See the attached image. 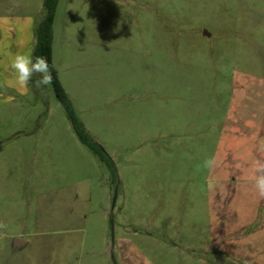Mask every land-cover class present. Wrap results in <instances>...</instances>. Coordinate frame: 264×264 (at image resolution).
Here are the masks:
<instances>
[{
    "label": "rangeland",
    "instance_id": "rangeland-1",
    "mask_svg": "<svg viewBox=\"0 0 264 264\" xmlns=\"http://www.w3.org/2000/svg\"><path fill=\"white\" fill-rule=\"evenodd\" d=\"M4 11L45 15L43 0ZM51 48L117 179L52 86L0 88L15 97L0 100V264H238L244 244L264 262L247 180L264 159V0H58Z\"/></svg>",
    "mask_w": 264,
    "mask_h": 264
},
{
    "label": "clouds",
    "instance_id": "clouds-1",
    "mask_svg": "<svg viewBox=\"0 0 264 264\" xmlns=\"http://www.w3.org/2000/svg\"><path fill=\"white\" fill-rule=\"evenodd\" d=\"M19 19V18H18ZM31 21V17H25ZM10 22L9 17H0V23ZM35 80L37 88H48L52 84V72L48 60L43 56H35L33 50L17 49L0 46V88L12 89L18 95H28L29 84ZM0 100L5 104H10L15 100L12 95L0 94ZM219 166L215 155L207 157L202 167L212 171ZM247 180L251 184L257 197L264 199V159H255L248 171ZM213 185L209 184L211 188ZM5 225L0 223V229Z\"/></svg>",
    "mask_w": 264,
    "mask_h": 264
},
{
    "label": "trees",
    "instance_id": "trees-1",
    "mask_svg": "<svg viewBox=\"0 0 264 264\" xmlns=\"http://www.w3.org/2000/svg\"><path fill=\"white\" fill-rule=\"evenodd\" d=\"M58 5V0H43V9L45 12L43 20L35 28V46L33 53L35 56L46 57L52 72V89L57 100L64 108L72 127L80 139V141L88 147L96 156L106 163L112 172L113 178L117 179V172L114 163L107 158L102 149L91 139L90 135L85 130L82 123L76 117L72 108L71 101L64 91L57 72L52 63V26L55 19V13Z\"/></svg>",
    "mask_w": 264,
    "mask_h": 264
},
{
    "label": "crops",
    "instance_id": "crops-1",
    "mask_svg": "<svg viewBox=\"0 0 264 264\" xmlns=\"http://www.w3.org/2000/svg\"><path fill=\"white\" fill-rule=\"evenodd\" d=\"M0 17H9L10 22L0 23V46L10 48L16 51L18 48L21 50H33L35 46L34 29L38 25L36 19L31 16L11 14L9 11L0 12ZM31 17V21L24 19ZM19 18V19H18ZM23 244L17 250H26L31 244L32 240L26 237H20ZM38 250V241L31 246ZM253 249L250 245H242L241 250L233 251V255L237 257L238 264H264L263 255L260 252H255V258L249 257ZM257 256V257H256Z\"/></svg>",
    "mask_w": 264,
    "mask_h": 264
},
{
    "label": "water",
    "instance_id": "water-1",
    "mask_svg": "<svg viewBox=\"0 0 264 264\" xmlns=\"http://www.w3.org/2000/svg\"><path fill=\"white\" fill-rule=\"evenodd\" d=\"M23 243H24L23 240L19 238L15 239L13 242L14 250H17L20 247V245H22Z\"/></svg>",
    "mask_w": 264,
    "mask_h": 264
}]
</instances>
